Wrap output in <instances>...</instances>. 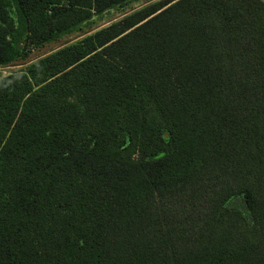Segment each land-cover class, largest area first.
Instances as JSON below:
<instances>
[{
	"label": "trees",
	"instance_id": "trees-1",
	"mask_svg": "<svg viewBox=\"0 0 264 264\" xmlns=\"http://www.w3.org/2000/svg\"><path fill=\"white\" fill-rule=\"evenodd\" d=\"M132 1L0 0V67ZM0 264H264V0L155 1L0 72Z\"/></svg>",
	"mask_w": 264,
	"mask_h": 264
},
{
	"label": "rangeland",
	"instance_id": "rangeland-1",
	"mask_svg": "<svg viewBox=\"0 0 264 264\" xmlns=\"http://www.w3.org/2000/svg\"><path fill=\"white\" fill-rule=\"evenodd\" d=\"M155 1L159 0L132 1L124 6H116L114 8H111L101 15H95L91 20L79 25L72 33L63 35L55 41H50L46 43L42 48L37 49L30 45V48L28 47L30 52H28L29 54L26 57L24 56L23 59H20L7 67H3L0 72L1 74L6 75L11 72L24 71L31 62L52 52L53 50H56L59 47L67 45L69 43L78 41L83 37L95 32L96 30L106 27L111 23L123 18L125 15L131 13L132 11Z\"/></svg>",
	"mask_w": 264,
	"mask_h": 264
},
{
	"label": "built area",
	"instance_id": "built-area-1",
	"mask_svg": "<svg viewBox=\"0 0 264 264\" xmlns=\"http://www.w3.org/2000/svg\"><path fill=\"white\" fill-rule=\"evenodd\" d=\"M3 67H0V69H2Z\"/></svg>",
	"mask_w": 264,
	"mask_h": 264
}]
</instances>
